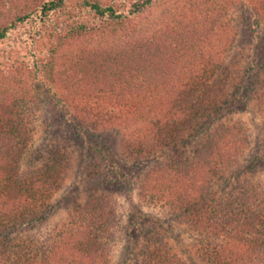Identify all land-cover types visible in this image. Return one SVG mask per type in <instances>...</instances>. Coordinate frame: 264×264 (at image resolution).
<instances>
[{"label":"trees","instance_id":"16d2710c","mask_svg":"<svg viewBox=\"0 0 264 264\" xmlns=\"http://www.w3.org/2000/svg\"><path fill=\"white\" fill-rule=\"evenodd\" d=\"M10 1L20 0L0 3ZM26 1L11 13L0 7V40L29 23L31 35H38L68 2L93 11L104 33L129 32L123 42L92 48L87 56L69 53L58 71L48 59L44 87L68 127L99 139L104 161L115 150L134 162L165 155L143 173L140 196L187 219L201 264H264V139L226 117L237 104L252 102L264 130V55L251 45L238 52L241 15L229 26L211 9H192L181 27L135 35L133 24L154 0ZM233 2L236 10L251 4L264 19V0ZM56 45L55 56L64 49L62 40ZM14 84L0 89V264H109L122 222L109 194L91 190L85 203H73L66 221L41 235L32 232L53 216L73 160L70 147L84 140L76 133L73 143L58 137L35 142L36 125L18 122L10 110L14 100L7 99L20 92L22 101L33 102L44 87L25 95L21 81ZM113 129L119 144L108 133ZM189 140L191 146L182 147ZM90 186L97 189L99 182ZM150 245L147 264H186L161 237Z\"/></svg>","mask_w":264,"mask_h":264},{"label":"rangeland","instance_id":"374dc122","mask_svg":"<svg viewBox=\"0 0 264 264\" xmlns=\"http://www.w3.org/2000/svg\"><path fill=\"white\" fill-rule=\"evenodd\" d=\"M131 1L134 0L121 2L127 5ZM233 1L224 3L219 0H154L152 7L133 24L132 34L159 30L164 32L168 27H181L178 24L188 23L192 9L198 14L207 8L211 9L210 12L214 17L219 19L222 17V21L228 22L229 26L235 25L236 18L241 15V30L236 37L238 52L251 45L262 57L264 19L256 13L251 4L236 10ZM25 2L27 1L20 0L16 3L10 1L7 5L0 3V7L4 12L11 13L18 10ZM199 6H201L200 11ZM224 12L225 14L221 16ZM98 22L99 19L93 11L80 6L77 2H68L64 11L57 13L50 22L40 27L38 35H31L33 29L31 23L8 34L6 38L0 40V89L2 86L7 88L18 86L14 83L21 81L19 86L27 90L25 95H32L37 86L40 88L45 86L43 75L46 76L49 69L44 64L48 59L53 58L52 64L58 71L62 69V64L66 62L69 53L73 52L75 56L81 54L80 56L84 57L92 48L104 50V47L110 44L123 42L125 36L129 35V32L123 29H109L104 33L103 25L102 28L95 27ZM230 36L235 40L231 32ZM57 40L63 41L64 49L55 56L56 54L52 52L57 47ZM36 67H39L40 71H36ZM48 77L49 81L54 80L53 74H49ZM44 88H42L43 96L34 95L33 102L30 99L22 101L20 92L9 93L12 97L7 100H14L10 104V110H16L15 119L18 122L36 125L35 142L41 143L44 138L54 142L58 137L59 141L64 138L67 142L73 143L74 134L80 133L84 143L80 142L70 147L73 160L62 189L55 195L56 210L47 221L32 227V232L41 235L42 232L49 231L60 222L66 221L73 203H85L91 190H94L102 192L103 195L109 194L113 206L122 216L116 238L111 241L109 264H147L150 244L160 237L177 255L186 260V264H201L193 251L194 234L189 228L187 219L183 216H175L168 208L140 196L139 185L143 173L152 166L153 162L162 160L165 155L159 153L134 162L132 158H127L125 154L115 150L111 160L112 158L114 161L117 160V163L115 162L117 165L113 166L114 163L110 159L104 161V155L97 151L99 139L96 136L88 138L75 124L72 127L67 126L69 125L67 116L58 108L55 98L48 93L46 87ZM229 116L244 122L253 135L264 139L263 120L252 102L244 106L237 104L226 117ZM48 127L49 130H46ZM108 133L112 140L118 142L117 144L120 143L121 138L117 130L113 129ZM189 142L190 145L182 147H190L192 141ZM263 148L264 146L261 151ZM261 155H264V151ZM260 177L264 186V169L260 171ZM94 180L99 182L97 189L90 186ZM236 181L237 178L233 177L229 185Z\"/></svg>","mask_w":264,"mask_h":264}]
</instances>
